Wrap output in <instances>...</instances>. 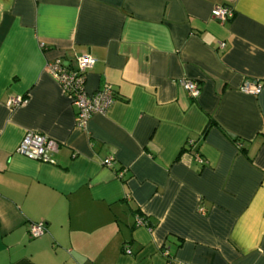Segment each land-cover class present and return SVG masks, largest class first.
<instances>
[{
    "label": "crops",
    "instance_id": "crops-1",
    "mask_svg": "<svg viewBox=\"0 0 264 264\" xmlns=\"http://www.w3.org/2000/svg\"><path fill=\"white\" fill-rule=\"evenodd\" d=\"M226 2L0 0V264H264V0ZM86 53L113 100L80 130L46 64ZM27 131L54 164L16 152Z\"/></svg>",
    "mask_w": 264,
    "mask_h": 264
},
{
    "label": "built area",
    "instance_id": "built-area-1",
    "mask_svg": "<svg viewBox=\"0 0 264 264\" xmlns=\"http://www.w3.org/2000/svg\"><path fill=\"white\" fill-rule=\"evenodd\" d=\"M235 0H227L222 5H217L211 10L213 18L223 22L233 17L234 8L232 2ZM95 63V58L89 54H82L77 58L75 70H69L63 66L58 60L47 62L46 70L50 76L57 82L62 91L70 99L75 107V126L80 130H85L89 118L93 114H103L107 111L113 100V89L109 84H104L94 93H88L85 90V79L87 71ZM182 87L187 94L195 98L200 92L199 85L192 81L184 79L181 82ZM261 83H246L240 87V91L246 94H258L261 90ZM27 98L20 96H12L7 100L9 108L17 107L25 104ZM59 143L43 134L35 131H27L16 152L33 160L54 164L53 154L57 151ZM113 157L108 156L102 160L103 165L111 166ZM124 170H120L117 175L122 177ZM137 225L146 226V220L139 217L136 219ZM45 231V223L43 221L32 222L29 224L28 234L30 238H37ZM125 253L130 254L129 248H125ZM165 254H168L165 251Z\"/></svg>",
    "mask_w": 264,
    "mask_h": 264
}]
</instances>
